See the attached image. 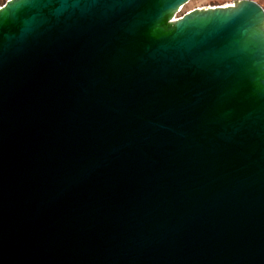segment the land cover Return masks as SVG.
Listing matches in <instances>:
<instances>
[{
  "label": "water",
  "instance_id": "95a60500",
  "mask_svg": "<svg viewBox=\"0 0 264 264\" xmlns=\"http://www.w3.org/2000/svg\"><path fill=\"white\" fill-rule=\"evenodd\" d=\"M189 1L0 7V264H264V10Z\"/></svg>",
  "mask_w": 264,
  "mask_h": 264
},
{
  "label": "rangeland",
  "instance_id": "374dc122",
  "mask_svg": "<svg viewBox=\"0 0 264 264\" xmlns=\"http://www.w3.org/2000/svg\"><path fill=\"white\" fill-rule=\"evenodd\" d=\"M235 1H240V0H190L189 3H187L182 8L178 16H181L196 8L225 6V5H230ZM251 1L256 2L264 10V0H251Z\"/></svg>",
  "mask_w": 264,
  "mask_h": 264
},
{
  "label": "snow or ice",
  "instance_id": "6c2138e0",
  "mask_svg": "<svg viewBox=\"0 0 264 264\" xmlns=\"http://www.w3.org/2000/svg\"><path fill=\"white\" fill-rule=\"evenodd\" d=\"M22 3L24 2H35V0H21ZM250 5L244 6L242 5V9L245 7H249ZM251 7V6H250ZM9 22V18L3 14V10H0V26L6 25Z\"/></svg>",
  "mask_w": 264,
  "mask_h": 264
},
{
  "label": "trees",
  "instance_id": "16d2710c",
  "mask_svg": "<svg viewBox=\"0 0 264 264\" xmlns=\"http://www.w3.org/2000/svg\"><path fill=\"white\" fill-rule=\"evenodd\" d=\"M7 0H0V6L4 5Z\"/></svg>",
  "mask_w": 264,
  "mask_h": 264
},
{
  "label": "built area",
  "instance_id": "2783aa9c",
  "mask_svg": "<svg viewBox=\"0 0 264 264\" xmlns=\"http://www.w3.org/2000/svg\"><path fill=\"white\" fill-rule=\"evenodd\" d=\"M8 1V0H7ZM1 7V6H0ZM179 17V16H178Z\"/></svg>",
  "mask_w": 264,
  "mask_h": 264
}]
</instances>
